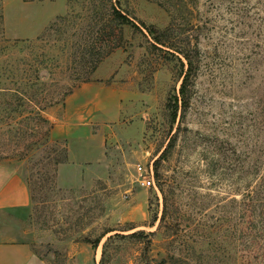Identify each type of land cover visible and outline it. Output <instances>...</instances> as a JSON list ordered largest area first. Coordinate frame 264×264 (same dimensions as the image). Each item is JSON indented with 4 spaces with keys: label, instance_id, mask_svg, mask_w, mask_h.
<instances>
[{
    "label": "rangeland",
    "instance_id": "rangeland-1",
    "mask_svg": "<svg viewBox=\"0 0 264 264\" xmlns=\"http://www.w3.org/2000/svg\"><path fill=\"white\" fill-rule=\"evenodd\" d=\"M112 4L141 30L113 19ZM142 24L198 48L189 105L179 100L175 122L187 66L155 47ZM99 59V75L125 91L117 107L104 104L112 113L106 174L92 183L104 156L85 158L71 142L87 186L61 189L62 147L45 141L48 125L36 113L52 123L69 92L94 79ZM7 160L28 183L33 175L24 226L50 264L100 237L92 264H264V209L246 206L255 168L264 173V0H0ZM139 165L153 167L155 186L139 183Z\"/></svg>",
    "mask_w": 264,
    "mask_h": 264
},
{
    "label": "crops",
    "instance_id": "crops-1",
    "mask_svg": "<svg viewBox=\"0 0 264 264\" xmlns=\"http://www.w3.org/2000/svg\"><path fill=\"white\" fill-rule=\"evenodd\" d=\"M99 72L102 73L101 68L95 71L92 81L82 82L67 95L60 115L52 117L50 137L53 140H64L67 144V160L57 168L56 183L61 189L87 186L82 184L78 170L72 167L71 142L77 143L81 156L85 158L95 150L104 156L105 163L100 168L102 173L91 179L92 183L106 174V143L108 137L112 136L107 124L111 121L112 113L103 112L107 108L104 104L113 102L117 107L125 91L106 83L107 77L100 76ZM100 110V114L95 113ZM100 121L101 126L94 129V123ZM87 184L90 186L91 183ZM31 202V190L24 171L13 160L0 162V264H50L45 256L33 249L24 226V216ZM71 247L66 264L94 262L98 246L83 242Z\"/></svg>",
    "mask_w": 264,
    "mask_h": 264
},
{
    "label": "trees",
    "instance_id": "trees-1",
    "mask_svg": "<svg viewBox=\"0 0 264 264\" xmlns=\"http://www.w3.org/2000/svg\"><path fill=\"white\" fill-rule=\"evenodd\" d=\"M111 16L113 19H115L119 24H128L132 27H135L137 29L141 28L135 23L129 16L123 14L117 7H115L113 4L111 6ZM144 27L148 28V32L150 33L152 39L155 43L153 45L157 48L165 47L168 50H166L169 54H171L173 57H176L180 63L183 66H187V69L185 70L182 80H181V86H180V98L176 96L175 98V106L172 108V120L174 122L177 119V112H178V103L179 100H181V106L186 108L189 105V99H190V88L194 80V76L196 74L198 65L196 62V52L197 47H190V44L186 45L183 44V40L181 41V36L176 35L173 30L166 29V30H160L157 28H152L146 26V24H142ZM110 33H112V30H110ZM101 61V59L98 60V62H95L94 65L91 67L89 73L95 72L97 69L98 63ZM87 74V75H88ZM91 78L86 77L85 79H82V82L90 81ZM73 91V90H72ZM70 91L69 94L72 92ZM38 120H40L41 123H46L48 125L47 131L45 132V141L47 143H52L53 150L57 151L58 147H62L61 150L63 152V156L61 158H56L55 160V178L57 177V168L60 163H63L67 160V144L66 141H64V145H61V140H53L50 137V130L52 128V123H50L49 119L42 115L40 112L36 113ZM170 145V144H169ZM170 146H168L164 152L163 155L169 150ZM50 162L51 158L50 156L47 157ZM43 162V160H42ZM30 176L33 177L32 173ZM32 177H29V186L31 190V195L33 199V187H32ZM255 179L256 182H254L253 186H251V189L248 191V196H250L248 204H246L247 207L251 209V212H257L258 209H264V173L262 172V169L257 166L255 168ZM263 213V212H262ZM102 237L97 238L94 242H91L95 247H97L101 241ZM90 242V241H89Z\"/></svg>",
    "mask_w": 264,
    "mask_h": 264
},
{
    "label": "built area",
    "instance_id": "built-area-1",
    "mask_svg": "<svg viewBox=\"0 0 264 264\" xmlns=\"http://www.w3.org/2000/svg\"><path fill=\"white\" fill-rule=\"evenodd\" d=\"M138 171L140 174L138 181L142 186H155V174L152 166H150V168H146L139 165Z\"/></svg>",
    "mask_w": 264,
    "mask_h": 264
}]
</instances>
